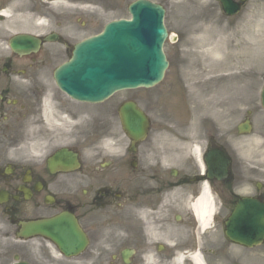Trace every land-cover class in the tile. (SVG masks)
<instances>
[{
  "label": "flooded vegetation",
  "instance_id": "obj_1",
  "mask_svg": "<svg viewBox=\"0 0 264 264\" xmlns=\"http://www.w3.org/2000/svg\"><path fill=\"white\" fill-rule=\"evenodd\" d=\"M16 1L0 0V264H58L65 257L56 246L26 238L25 227L63 213L88 238L73 264H264V241L235 243L226 226L240 199L264 203V112L247 110L235 124L226 104L196 123L185 120L186 93L172 104L163 94L117 93L105 107L47 93L65 53L59 46L68 53L62 26L34 34L38 53L15 55L9 17ZM233 1L244 9L251 0ZM58 33L59 42L46 40ZM131 103L148 119L144 134L123 116ZM256 117L259 129L239 132ZM252 136L260 147L250 157ZM197 149L203 160L224 154L227 171L209 173Z\"/></svg>",
  "mask_w": 264,
  "mask_h": 264
},
{
  "label": "rangeland",
  "instance_id": "obj_2",
  "mask_svg": "<svg viewBox=\"0 0 264 264\" xmlns=\"http://www.w3.org/2000/svg\"><path fill=\"white\" fill-rule=\"evenodd\" d=\"M56 4L57 9H69L72 12H75L79 15H83L85 17H89L94 20V27L90 28L87 33L83 35L84 37L92 36L93 34L98 33L103 26L107 23H111V21L119 20L121 18H128L127 7L128 5L135 0H71L68 3L59 2ZM155 2H160L166 10L167 17L166 23L170 32L173 34L179 33L181 27L184 25V17L189 14L199 15L197 20L199 19V24L197 25V29L190 31L187 34H182L181 36H187V42L184 46L173 47L168 43L165 47L166 54L168 59L171 61V67L168 72L167 81H165L162 85L157 88L151 90H137V91H129L123 93H152V92H161L163 90L168 89L172 79H175V76L179 74V66L184 64L186 59L194 58V61L199 62V68L201 74L198 75V72L193 69L192 66H188V71L186 72L187 77H191L187 83L189 85H194L195 83H199L195 85L194 89H188L189 93H198L196 90L206 88L210 89V84L213 82V79H210L217 73L224 74L226 72L232 73V80L229 83H221L218 85L216 92L214 93H231L229 97L233 93V105H251L249 100H253V104L255 106L260 105V89L262 87V79H264L263 74H252L253 70L256 72L264 71V47L261 44H258L256 39H252L251 35L250 39L248 38L249 32L253 31V27L260 30L264 29V0H256L260 2V9L262 10V15H260V19L257 18L255 22L251 16L246 17H238L230 23L231 29H228L226 32H218L217 33V41L219 42V47H221L220 51L222 52V57L217 58L218 55H213L211 53L212 47L215 46V43H208L211 37V33L209 32V27L223 26L225 24H221L217 17L215 16L216 5L212 0H153ZM53 7V6H52ZM60 11V10H58ZM57 11V12H58ZM247 16V15H245ZM246 19V20H245ZM247 21H249V25L247 26ZM99 24V26H98ZM229 26V28H230ZM198 28H202V32L205 34V38L202 40L199 39L197 46L194 49H190L194 53L186 54L189 49L188 44L193 43V41H189L192 36H199L197 33ZM199 29V31H200ZM208 31V32H205ZM261 33V31H260ZM200 34V33H199ZM263 35V33H262ZM201 36V35H200ZM215 37V35L213 36ZM213 40V39H212ZM254 44V45H253ZM187 48V50H185ZM180 49V50H178ZM196 52V53H195ZM253 52V53H252ZM184 54V61H180L181 55ZM226 55V56H225ZM246 55V56H245ZM245 56V57H242ZM258 62L261 63V66L257 67ZM252 67L253 70L248 69V67ZM217 68V72H214V69ZM230 68V69H229ZM192 71H191V70ZM191 71V72H190ZM190 72V74H189ZM195 76L193 77L192 75ZM258 77L259 81H256ZM227 77L225 76L224 79ZM201 82V83H200ZM154 90V91H152ZM204 92V91H203ZM196 96H198L196 94ZM247 96V97H246ZM204 97L201 94V99ZM232 102V98H231ZM231 104V103H230ZM197 113V111H196ZM195 113V116L198 114Z\"/></svg>",
  "mask_w": 264,
  "mask_h": 264
},
{
  "label": "water",
  "instance_id": "obj_3",
  "mask_svg": "<svg viewBox=\"0 0 264 264\" xmlns=\"http://www.w3.org/2000/svg\"><path fill=\"white\" fill-rule=\"evenodd\" d=\"M130 12L131 22L113 23L103 35L77 48L72 62L58 76L63 90L88 101H103L117 91L152 87L162 81L168 67L162 52L167 37L162 24L164 10L138 1ZM262 102L264 106V91ZM254 204L250 203V208ZM53 227L57 234L55 242L64 252L82 242L81 231L70 218L57 219Z\"/></svg>",
  "mask_w": 264,
  "mask_h": 264
}]
</instances>
